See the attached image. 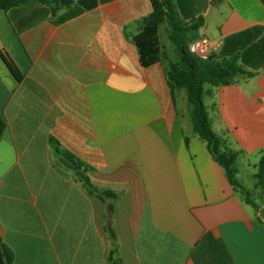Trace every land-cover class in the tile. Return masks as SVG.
I'll use <instances>...</instances> for the list:
<instances>
[{
  "label": "crops",
  "instance_id": "1",
  "mask_svg": "<svg viewBox=\"0 0 264 264\" xmlns=\"http://www.w3.org/2000/svg\"><path fill=\"white\" fill-rule=\"evenodd\" d=\"M151 12L150 0L0 9L5 264H111V252L118 264H264L255 178L264 154V0H216L197 34L213 43L211 55L228 39L227 51L253 74L205 86L213 131L237 156L239 187L194 133L186 92L167 83L177 57L165 26L160 61L140 65L132 38ZM59 157L79 161L92 192Z\"/></svg>",
  "mask_w": 264,
  "mask_h": 264
},
{
  "label": "trees",
  "instance_id": "2",
  "mask_svg": "<svg viewBox=\"0 0 264 264\" xmlns=\"http://www.w3.org/2000/svg\"><path fill=\"white\" fill-rule=\"evenodd\" d=\"M26 0H1L0 9L5 10ZM216 0H150L152 12L142 18L138 23V31L132 40L135 44L139 63L146 68L156 64L161 59V45L159 31L165 26L167 37L172 43L176 61L168 65L166 72L167 83L171 89L184 90L187 102L190 105V116L194 133L206 143V147L213 159L221 165L226 172L228 181L234 187H239L236 180L235 168L236 154L227 149L224 141L213 131L207 108L204 104L206 95L205 86L217 88L233 82L238 75L250 77L253 74L244 71L238 64L239 54L227 51L225 40L224 47L217 55L207 59H200L192 55L188 45L197 39L198 30L203 26L202 14L209 5ZM5 129L4 122L0 119V139ZM58 156L62 154L57 143H54ZM69 158L68 156L64 155ZM77 176L84 187L92 192V184L82 171L79 161H74ZM256 186L260 194L264 191V154L257 163ZM248 198V197H247ZM248 201V199H247ZM249 204L257 206L249 200ZM0 243V250L3 249ZM111 264H118L112 252L109 255Z\"/></svg>",
  "mask_w": 264,
  "mask_h": 264
},
{
  "label": "built area",
  "instance_id": "3",
  "mask_svg": "<svg viewBox=\"0 0 264 264\" xmlns=\"http://www.w3.org/2000/svg\"><path fill=\"white\" fill-rule=\"evenodd\" d=\"M212 49L213 43L205 37H199L188 45L189 52L200 59H207L211 56Z\"/></svg>",
  "mask_w": 264,
  "mask_h": 264
},
{
  "label": "water",
  "instance_id": "4",
  "mask_svg": "<svg viewBox=\"0 0 264 264\" xmlns=\"http://www.w3.org/2000/svg\"><path fill=\"white\" fill-rule=\"evenodd\" d=\"M58 162H59V164H61L63 167H65V168H67V169H69V170H71V171H74V172L77 171L76 167L73 166L71 163H69V162H68L66 159H64L63 157H59V158H58ZM109 232H110L111 236L113 237V232L111 231V229L109 230ZM0 264H5L1 251H0Z\"/></svg>",
  "mask_w": 264,
  "mask_h": 264
},
{
  "label": "rangeland",
  "instance_id": "5",
  "mask_svg": "<svg viewBox=\"0 0 264 264\" xmlns=\"http://www.w3.org/2000/svg\"><path fill=\"white\" fill-rule=\"evenodd\" d=\"M162 37H163V39H164V42L167 41L170 45H172V44L169 42V40L165 37V34H162ZM246 178L248 179V180H247L248 188L251 190V192L255 193L256 191H255V189H254V187H253V184H254V182H256V181H254V179L252 178L251 175H246ZM251 195H252L251 198H253V199L256 198V195H255V194H251ZM258 202H259V200L255 201L256 204H258Z\"/></svg>",
  "mask_w": 264,
  "mask_h": 264
}]
</instances>
